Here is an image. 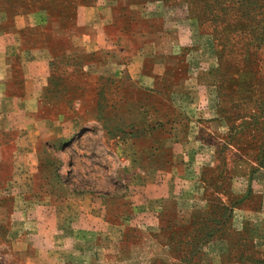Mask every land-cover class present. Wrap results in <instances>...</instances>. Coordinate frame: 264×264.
Segmentation results:
<instances>
[{
    "label": "rangeland",
    "instance_id": "rangeland-1",
    "mask_svg": "<svg viewBox=\"0 0 264 264\" xmlns=\"http://www.w3.org/2000/svg\"><path fill=\"white\" fill-rule=\"evenodd\" d=\"M115 1L120 15L107 22L96 0H0L8 19L44 12L64 26L94 22L105 54L111 43L133 42L132 19L140 29H156L166 13L169 24L184 18L183 35L193 34L179 66L162 77L159 95L126 76H108L89 83L100 91L98 110L82 115L74 108L80 83L52 80L40 132L52 180L102 194L105 218L136 223L146 237L141 249L156 256L150 264H264V0ZM39 40L31 32L12 43ZM123 94L135 95L157 125L138 124L125 105L113 113ZM174 117L184 121L179 129L159 125ZM149 127L175 140L160 150ZM147 165L160 178L146 189L143 206L118 209L129 183L145 190ZM166 195L169 202L160 199ZM69 215L82 216L76 208Z\"/></svg>",
    "mask_w": 264,
    "mask_h": 264
},
{
    "label": "crops",
    "instance_id": "crops-1",
    "mask_svg": "<svg viewBox=\"0 0 264 264\" xmlns=\"http://www.w3.org/2000/svg\"><path fill=\"white\" fill-rule=\"evenodd\" d=\"M94 8L102 9L107 22L120 15L115 0H96ZM160 19L156 29H140L132 19L133 42L111 43L105 54L94 22L63 26L44 12L10 19L0 13V264H150L156 259L153 251L141 249L146 237L136 223L103 216L107 201L102 194L73 189L64 179L61 187L54 183V172L42 160L40 132L54 79L70 87L80 83L74 108L82 115L98 110L100 91L92 92L89 83L108 76H126L140 90L159 95L162 77L179 66L181 50L193 37L182 33L184 18L172 25L166 13ZM31 32L40 35L38 43L13 45V37ZM121 105L138 115V124L157 125V116L147 117L135 95L123 94L112 112L119 113ZM178 111L170 108V114ZM159 125L179 129L184 121L174 117ZM161 130L148 129L160 150L175 140ZM147 171L145 190L129 183V196L115 202L118 209L143 206L146 189L160 178L155 167L147 165ZM170 197L160 199L169 202ZM70 208L82 216H70Z\"/></svg>",
    "mask_w": 264,
    "mask_h": 264
},
{
    "label": "trees",
    "instance_id": "trees-1",
    "mask_svg": "<svg viewBox=\"0 0 264 264\" xmlns=\"http://www.w3.org/2000/svg\"><path fill=\"white\" fill-rule=\"evenodd\" d=\"M50 17H51V15L50 14H48ZM56 21H58L59 23H60V21L59 20H56ZM61 24V23H60ZM72 25H74V23L72 24ZM64 26V25H63ZM69 26V25H68ZM218 230V229H217Z\"/></svg>",
    "mask_w": 264,
    "mask_h": 264
}]
</instances>
